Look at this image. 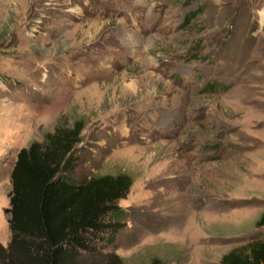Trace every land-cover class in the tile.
Masks as SVG:
<instances>
[{
  "label": "rangeland",
  "instance_id": "obj_1",
  "mask_svg": "<svg viewBox=\"0 0 264 264\" xmlns=\"http://www.w3.org/2000/svg\"><path fill=\"white\" fill-rule=\"evenodd\" d=\"M262 11L264 0H0V244L17 152L74 125L78 176L132 178L125 226L89 264H221L264 239Z\"/></svg>",
  "mask_w": 264,
  "mask_h": 264
},
{
  "label": "trees",
  "instance_id": "obj_2",
  "mask_svg": "<svg viewBox=\"0 0 264 264\" xmlns=\"http://www.w3.org/2000/svg\"><path fill=\"white\" fill-rule=\"evenodd\" d=\"M79 132L75 125L55 128L42 142L17 152L6 208L10 238L6 246L0 244V264H89L87 258L102 253L124 228L126 211L118 201L132 178L126 173L78 176ZM255 226H264V210ZM108 259V264L123 262L115 254ZM220 261L264 264V239L234 247Z\"/></svg>",
  "mask_w": 264,
  "mask_h": 264
},
{
  "label": "bare ground",
  "instance_id": "obj_3",
  "mask_svg": "<svg viewBox=\"0 0 264 264\" xmlns=\"http://www.w3.org/2000/svg\"><path fill=\"white\" fill-rule=\"evenodd\" d=\"M262 14L264 15V11H262ZM123 34H124V32H123Z\"/></svg>",
  "mask_w": 264,
  "mask_h": 264
}]
</instances>
